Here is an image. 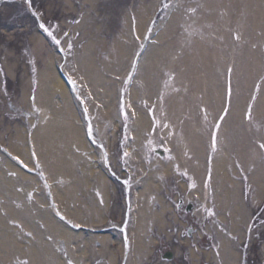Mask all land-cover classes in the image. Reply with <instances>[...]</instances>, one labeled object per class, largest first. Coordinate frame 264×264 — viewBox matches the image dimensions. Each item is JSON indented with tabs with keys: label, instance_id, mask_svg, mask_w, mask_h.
Returning a JSON list of instances; mask_svg holds the SVG:
<instances>
[{
	"label": "rangeland",
	"instance_id": "obj_1",
	"mask_svg": "<svg viewBox=\"0 0 264 264\" xmlns=\"http://www.w3.org/2000/svg\"><path fill=\"white\" fill-rule=\"evenodd\" d=\"M62 1L70 6L63 7ZM72 1L31 0L28 3V0H0V143L4 145L0 153L8 159L7 151L15 145L19 149L26 148L29 157L27 136L39 124L50 122L54 138L53 144L45 147V153L52 160L53 172L60 176L59 179L70 177L58 165V160H65L70 153L73 155L72 167L84 164L89 155L82 153L84 149H81L76 155L82 158H76L72 151L74 143L68 138L71 126L67 121V106L64 107L59 97L45 85L47 68L51 66L58 71L63 67L85 84L81 97L88 105L93 100V131L112 153L110 168L126 182H113L115 184L109 186L110 191L115 190L112 202H107L109 206L112 204L107 216L115 225L124 222L129 228L133 226L132 229L136 225L135 208H132L134 198L128 196V185L132 191L138 190L148 177L140 166L141 161L134 155L135 150L144 156L145 167L155 175L157 193H154V209L146 227L154 234H147L148 240L152 239L155 243L149 257L145 260L142 257L140 262L137 260L138 264H192V250L199 254V264H214L207 252L216 249L214 244L219 238L214 230L219 226L213 225L211 231L204 230L206 225L195 230L188 229L191 234L185 228L194 215L184 213L181 216L177 209L179 196L189 199V194L197 192L200 197L195 195L193 202L200 205V214L203 212L206 216L208 203L212 207L209 214L217 210L226 212L227 220L222 224L227 227L226 230H232L235 225L244 232V236L239 235L240 240L238 233L233 237L235 240L229 239L242 246V264H264V0H85V10L72 7ZM195 7L196 13L202 16V21L195 26L199 28L201 23L206 22L207 31L203 35L193 32L194 42L185 41L189 39V34L185 30L180 31L181 25L186 23L187 14H191ZM32 10L39 15L41 22ZM140 14H144L143 21ZM219 17L221 24L225 25L222 37L216 40V32L220 33V27L216 28ZM167 25L171 28L166 29ZM165 30L170 32L169 36ZM162 33L169 42L161 39L156 43ZM183 37L186 39L183 40ZM158 50L160 60L155 66L159 80L152 89L153 100L150 101L146 94L141 93L145 73L142 71L146 69L148 56L151 60ZM87 75L92 77L95 89ZM106 84L108 89L114 86L113 95L110 91L106 92ZM135 85V103L140 111L149 116V129L143 128L145 126L137 118L136 105L132 103ZM106 94L110 101L105 107L102 98ZM71 103L77 111L80 109L84 118L79 100L76 98ZM164 103L168 108L174 106L175 117L185 114L188 109L196 107L198 110L203 103L205 107L199 116L203 114L206 117L204 131L199 133L194 129L195 125H202L199 116H195L196 120L183 121L175 136L170 118L159 120L156 117L154 106ZM126 104L134 108L136 117L124 114ZM79 118L76 120L83 129L80 115ZM18 129H22V135L27 132L26 141L19 137ZM136 130L140 133L138 140L133 133ZM201 134L204 135L201 137ZM182 139L187 144L183 151L178 145ZM138 141L139 144H136ZM160 150L165 151L163 156ZM198 156L203 157L202 165L207 166L201 172L205 183L200 185L195 180L199 172L194 166L200 165ZM89 157L93 161L98 160L99 168L102 167V150H98L97 159H94L95 154ZM225 162L234 169L232 177L239 182L238 193L243 194V199L223 196L224 169L221 168L222 172L218 171L217 175L214 169H208V163L216 169ZM188 167L191 172L187 171ZM20 169L23 172L24 169ZM76 170L80 180L75 184L88 176L85 170ZM125 172L129 176H125ZM40 180L38 185L43 187ZM30 181L16 172L11 175L0 172V247H5V244L6 248L10 246L6 233L24 230L22 225L15 226L20 218L24 217L28 225L35 221L42 224L35 191H29ZM94 184L95 181H92L90 185ZM83 190L80 199L89 200L86 184ZM64 192L66 197H70L66 189ZM71 192L74 198H69V201L82 209L84 204H78L80 199L75 195L74 184L71 185ZM100 197L102 199V194ZM100 204L105 205L102 201ZM93 210L89 208L87 212ZM234 211L250 216L249 221L252 218V222L247 224L243 220L246 224H242L240 219L233 220ZM215 215L218 216V213ZM39 241L35 239L36 243ZM106 248L108 251V246ZM169 251L175 255L172 261L165 258ZM115 252L120 258L118 264H121L125 258L123 249L120 250L118 245H110L107 257ZM31 256L25 257L30 259ZM131 256H135L133 251ZM107 257L97 255L91 263H76L108 264ZM4 258L0 256V264H9L6 256ZM11 263L20 264L18 261ZM23 264L28 263L25 261Z\"/></svg>",
	"mask_w": 264,
	"mask_h": 264
},
{
	"label": "bare ground",
	"instance_id": "obj_2",
	"mask_svg": "<svg viewBox=\"0 0 264 264\" xmlns=\"http://www.w3.org/2000/svg\"><path fill=\"white\" fill-rule=\"evenodd\" d=\"M73 1L72 3H70L72 4V7L77 6L78 8L85 10L87 6L86 5L87 3L85 0H73ZM216 1L220 2V1H225V0H216ZM62 2H63L62 3L63 7L70 6V5H67L65 1H62ZM204 8L201 12L202 15H203ZM196 9L197 7L192 8V13L187 14L188 19L186 20V23H183L181 25L182 28L180 29V31L185 30L189 34L188 40H185L186 38L183 37L184 38L183 40L185 41L190 40V42H194V39L192 37L193 32H195L196 34L203 35L207 31L208 23L206 22L201 23L199 28L195 26L196 23H199L202 21L201 20L202 16L196 13ZM139 16L142 21L145 19L144 14L142 15L140 14ZM220 20L222 21V19H220L219 17V25H216V28L220 27V33H218V31L216 32V40H219L222 37L221 33L225 25V23L224 25L221 24ZM230 24H231V21H230ZM165 28L170 29L171 26L167 25ZM166 33L168 36L170 35V32L166 31ZM160 36L156 39V43L160 41L161 39H163V41L164 39H166L165 42H169V39L167 38L166 35H163L161 37ZM212 37H214L213 34H212ZM87 50L89 51V46ZM101 53H103V51ZM158 53H159V50L157 51L156 56H153L151 60L149 59V56H148L146 69L142 71L145 73L143 74L144 78L141 81L142 82L141 85L143 87V91L141 93L142 95L146 94V96L150 99V101L153 100L152 89L155 87V84H157L159 80L158 79L159 78L158 68L157 66H155L156 62L160 60ZM47 72H48V75L45 78L46 79L45 85L49 86L47 88L49 89L51 93L56 94L59 97L58 100L63 102L64 107L67 106L66 107V112L68 113L67 121L69 125L71 126V134L70 136H68V138L74 143L73 146L75 147V149L72 151L76 155L77 151L84 149L82 153H86L89 156L92 154H95L94 159H97L96 155H98V150L96 151L95 149L90 147L89 143L87 142L85 138V133L82 127H80V124H78L76 120V118L77 119L79 118V115L81 116V120H84V119L82 118L80 111L79 110L77 111L75 107L73 106V104L71 103V100L74 99V94H72L73 90L65 82L59 70L55 71L54 67L49 66L47 68ZM142 72H141V75H142ZM139 76H140V73H139ZM88 77L92 81L93 88L95 89V85L92 80V77L90 76ZM113 82L114 80L112 79V83ZM108 87L109 86L106 84L105 85L106 92L110 91V93L113 95L114 86H111L110 89H108ZM135 89H136V85L134 86V90ZM172 89L173 87L169 90V92L172 91ZM133 94H134L132 95L133 104L136 105L135 98H137V89L135 92H133ZM102 99L104 100L103 102L105 103V107H106L108 105V101H110L108 94H106V96H104ZM166 104L167 103H164V105L159 104L157 106H154L155 111H156V117L159 118V120H161L162 118L169 120L170 118V125L173 129V133L175 136L178 135L177 132H179L181 129L179 125L183 121L189 122L190 120L191 121L196 120L195 116H199L205 107L203 103H200L201 104L200 109L198 108L197 110L196 107L195 109H188L185 114L175 117L173 113L174 106L168 108V105ZM136 110H137V115H138L137 118L140 119L141 124L145 126L143 128L149 129V127L151 126L149 122V118H148L149 116L146 115L143 111H140L137 105H136ZM218 114L219 112L217 113L216 121L219 118ZM176 118L179 119L180 121H177ZM205 118L206 117L203 114H201V116L198 117L202 125L197 124L195 125L196 128L194 129L198 130L199 133H202L204 131V125H205L204 119ZM42 125L39 124V126H37V128L33 131L32 137L37 146L38 154L43 158L46 168L50 170L51 172V177L53 178L52 181H53V184H55L54 185L55 196L58 200L62 202L63 205H65L66 207L65 211L71 216H73L74 220L77 221L76 225H80L81 227H86V229H80L77 231L73 229L70 225H68L66 222L61 220L56 214H54L52 209L48 207L50 205H48V198L45 195V191L43 187L38 185L39 179H37V177L34 174L32 175L28 172H25L24 170L22 172V169H20L16 163L10 160V158L7 159L4 155L0 153V172L2 174H5L6 172H8L11 175V173L15 174L16 172L24 179L31 180L29 191L30 192L35 191L34 193L35 202L38 203L37 210L40 213V216L42 219V224L39 223V221H35V223H32V225L30 224L28 225L27 220L24 217L20 218L19 223L22 224L24 228L26 227L25 230H27V232L24 230L21 231L22 230L21 229V230H14V231L12 230L9 234L6 233L5 238L7 239V242L10 243V246L9 248H6V244H5V247H0V256L2 257V259H5L4 257L6 256L9 264H12L11 262H15V261H18L19 263H23L25 262L24 257L29 254L32 256L30 259L26 257L28 264H36V263L41 264V262L42 264H77L76 261H79L78 263L80 262L91 263L90 261L92 260V258H96L97 255L100 258L101 256L107 257V253L110 250V245L112 246L118 245V248L120 250L123 249V253H125L127 243H126V240L124 241L123 239L120 238L119 234H115L113 231L103 232V233H92V232L86 231L90 227L89 226L90 224H100L109 218V216H107V213H109L110 210L112 209V204L109 206L107 202L108 203L112 202L111 201L112 196H113L112 193L115 190L114 189L113 191H110L109 189H111V187L109 186L111 184H115L113 183L114 181L109 180L110 178L107 176L106 173H104L102 167L99 168L98 160L93 161L89 156H86L83 165L80 163V164H77L75 167H72V164H73L72 163L73 155H71L72 153L67 154L65 160H60V159L58 160V165H60V168L62 167L65 170L64 172L70 174V177L64 176V179L62 180L59 179L58 181L57 173L53 172L52 160L51 158L49 160V158H47V154L45 153V147L51 144L54 138V135L52 136V130H53L51 127L52 124L50 122H47L45 123V125L43 126ZM175 126L177 127L175 128ZM18 130H19L18 132L19 137H21V139L26 141L27 132H24V134L22 135L21 134L22 129H18ZM188 130L190 131L189 128ZM133 133L135 135V138L138 140L140 138L139 131L136 130ZM203 135L204 134H201V137ZM136 144H139V141L136 142ZM181 144L183 145L181 146ZM178 145L182 151L185 149L183 147H187V144L186 142H183V139L178 143ZM11 147L14 148L16 153L21 155L24 159L27 158L28 151L26 148L19 149L15 145L14 147L13 146ZM135 151L136 152L134 155L137 159L141 161L140 166L143 169V172L147 174L148 178L146 179L145 182L142 183V185H140L137 191V194H136V207H135L136 208L135 209L136 225L133 230V233L135 234V239L132 240L135 256H133V258L131 259L130 264H138V261L140 262L142 260V257H143V260L147 259L149 255L151 254V251H152L151 247L155 243L152 241V239L148 240L147 236L149 234L150 236H153L154 234L153 232L148 231L146 227L148 226V223H149L148 219L150 218L152 209H154V206L152 205L153 204L152 200H153V197L155 196L154 193H157L156 179H155V175L145 167L146 165L144 161L142 160L144 156L140 152H137L138 150H135ZM198 153H200V151ZM198 157H199L200 165L196 164L194 166H196V170H198L199 172L198 175H195V180L197 184L200 185L203 182L201 172L204 171L205 166L202 165L203 157L202 158L200 156ZM76 158L81 159L82 156L76 155ZM54 161H56V159H54ZM27 163L31 164V162H28V161ZM228 164L229 163L225 162L223 163V165L219 166L220 168H216V169L214 168V172L216 175L218 171H220V173L222 172L221 168L224 169L223 170L224 172L223 182L224 183H223L222 194L223 196L225 197L227 196L228 198L229 196H232L235 199L237 198V200H240L241 198L243 199V194L238 193L240 190L239 182L234 181L232 177L234 176V173H233L234 169H232L231 165L230 164L228 165ZM32 166L33 167L35 166L34 163ZM76 169L82 172L85 170V172L88 173V176L83 177L82 182L75 184L76 181L80 180L78 178L79 172ZM187 171L191 172L192 170L190 167H188ZM263 174L264 173L262 171V177H263ZM68 180H70V182ZM92 181H95L94 189L98 188V190H100V192L102 193L103 200L101 199L99 195V191L98 190L96 191L95 189L94 192L92 190V193L94 194L93 197H90L89 200L82 201L80 199L82 195V190L85 184L88 190V188L91 187L90 184L92 183ZM203 183H205V181ZM72 184H74L75 186V193H76L75 195H77L78 199H80L78 200V204L80 206L84 204V207L82 208L83 210L71 204V201H69V198L70 200L74 198L71 192ZM182 184L185 187V184L184 183ZM35 186H37L38 189L35 190ZM231 187H232V192L230 191ZM64 189L68 191V194H70V197H66ZM195 194H199V192ZM201 197L203 198V196ZM101 201L105 204L104 206L100 204ZM162 207L164 208L165 206L163 205ZM89 208H94V210L91 211V213H88L87 211ZM210 209H212V207L207 203L205 212H208L207 214L211 213ZM217 213H218V219L220 220L218 221V223L223 224L226 222L227 220L225 219L227 216L226 212H219L217 210L214 214H211L210 216L205 218V222H206L205 230L211 231V229L213 228L212 219H214V216ZM66 217L70 218L67 215ZM161 218L163 217L161 216ZM239 219L242 220L241 221L242 224L244 223L243 220H246L247 224L252 222V218H251V221H249L250 216L248 217L244 213L243 215L241 214L239 215L237 211H234L233 220L239 221ZM71 220L73 219H67V222H70ZM214 232H216V235L219 238V239L217 238L218 241L216 240L214 244L216 246V249L209 250V252H207V255L209 257H212V259L216 261L218 264H241V255L238 250L239 248L236 245H234V243H232L228 239V237L224 235L226 234L225 232H227V230H223L221 227H219L216 229V231L214 230ZM228 232L230 233L228 235L234 236V235H237L238 233V236L239 235L244 236V232L240 230V227H237L235 225L233 229ZM35 239L40 240L39 241L40 243H36ZM31 240H33V242ZM244 240H245V237H244ZM54 241H56V244ZM99 245H101L102 247H100ZM107 246H108V251L106 248ZM19 252H21L23 255L19 254ZM140 252L141 254L139 255ZM71 259L74 263L71 261ZM199 259H200L199 254L195 250H192L191 251L192 264H199V261H200ZM9 260H11V262ZM107 260H108V264L112 262H114L113 264H118V262L120 261V258L118 257L117 252H115L113 253V255L110 254L109 257H107Z\"/></svg>",
	"mask_w": 264,
	"mask_h": 264
},
{
	"label": "flooded vegetation",
	"instance_id": "obj_3",
	"mask_svg": "<svg viewBox=\"0 0 264 264\" xmlns=\"http://www.w3.org/2000/svg\"><path fill=\"white\" fill-rule=\"evenodd\" d=\"M191 208L193 209V207ZM201 224H202L201 222L195 221L192 224H188V229H191V228L197 229L199 226H201Z\"/></svg>",
	"mask_w": 264,
	"mask_h": 264
},
{
	"label": "snow or ice",
	"instance_id": "obj_4",
	"mask_svg": "<svg viewBox=\"0 0 264 264\" xmlns=\"http://www.w3.org/2000/svg\"><path fill=\"white\" fill-rule=\"evenodd\" d=\"M28 3H31V0H28ZM43 26V25H42ZM125 115H127V112L125 111V113H124ZM217 127H218V125H217ZM214 143V145H215V141L213 142ZM125 155H127V153H125ZM25 167H27V165H25ZM214 214V213H213Z\"/></svg>",
	"mask_w": 264,
	"mask_h": 264
}]
</instances>
